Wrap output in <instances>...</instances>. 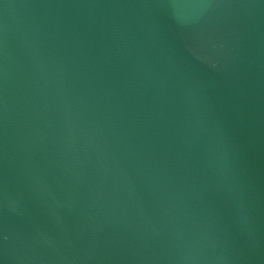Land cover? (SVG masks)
Segmentation results:
<instances>
[{"label": "water", "instance_id": "95a60500", "mask_svg": "<svg viewBox=\"0 0 264 264\" xmlns=\"http://www.w3.org/2000/svg\"><path fill=\"white\" fill-rule=\"evenodd\" d=\"M0 264H264V0H0Z\"/></svg>", "mask_w": 264, "mask_h": 264}]
</instances>
